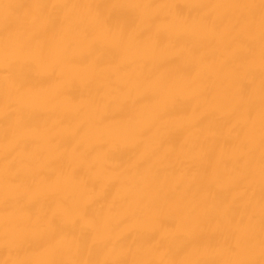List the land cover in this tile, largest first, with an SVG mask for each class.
I'll return each instance as SVG.
<instances>
[{
  "label": "bare ground",
  "instance_id": "obj_1",
  "mask_svg": "<svg viewBox=\"0 0 264 264\" xmlns=\"http://www.w3.org/2000/svg\"><path fill=\"white\" fill-rule=\"evenodd\" d=\"M0 264H264V0H0Z\"/></svg>",
  "mask_w": 264,
  "mask_h": 264
}]
</instances>
